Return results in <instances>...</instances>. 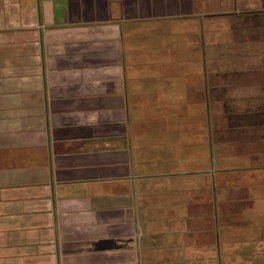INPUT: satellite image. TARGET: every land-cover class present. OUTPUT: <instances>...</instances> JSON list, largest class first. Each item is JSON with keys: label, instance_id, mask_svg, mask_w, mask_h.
I'll return each mask as SVG.
<instances>
[{"label": "crops", "instance_id": "crops-1", "mask_svg": "<svg viewBox=\"0 0 264 264\" xmlns=\"http://www.w3.org/2000/svg\"><path fill=\"white\" fill-rule=\"evenodd\" d=\"M207 4L0 0V264L264 258L222 165L264 162V68L210 57Z\"/></svg>", "mask_w": 264, "mask_h": 264}, {"label": "rangeland", "instance_id": "rangeland-1", "mask_svg": "<svg viewBox=\"0 0 264 264\" xmlns=\"http://www.w3.org/2000/svg\"><path fill=\"white\" fill-rule=\"evenodd\" d=\"M241 2H237L235 5L232 0H208L207 8L210 7L215 9V12L224 13L225 15L214 16L207 19V22L210 27H213V30H210L209 37H220L226 41H229L230 45L226 49H209L210 57L211 56H219L222 60L229 59L230 62L234 59L239 62L240 59L244 60L242 64H238L236 67L244 69V71L254 70V67H263L264 68V15H254L253 11L257 7L256 0H240ZM258 7L260 8L263 4V1L258 0ZM234 5V6H233ZM247 6L251 9V13H247L249 11H244V7ZM236 9V11H234ZM247 10V9H246ZM210 12V13H215ZM218 14V13H217ZM216 15V14H215ZM239 20L241 23H239ZM237 21V23H236ZM237 24V32L230 30V27ZM241 25V28L238 27ZM224 28V31H219ZM234 32V33H233ZM235 33L239 34L241 37L235 35ZM234 46V48H231ZM179 55H181L179 53ZM258 59V61H257ZM235 61V62H236ZM230 64H224L223 66L226 68H231ZM259 151H261L262 155L264 153V145L259 147ZM226 157L223 162V167L225 169V176L228 180H240L242 182L259 181L264 184V172L262 173L261 169H264L263 160L257 162H246L242 158L238 157V154L234 152V148L231 145L226 146ZM239 166V167H237ZM247 166L257 167V170L253 175L245 173L247 170L245 169ZM252 174V173H250ZM260 190L256 193L258 197H253V194H247V192H241V197L231 198L230 200H237L245 198L246 200L251 198V200L264 201V185L259 187ZM249 193V192H248ZM239 195L236 191H234V196ZM253 198V199H252ZM232 206V205H231ZM226 211H232L233 209L226 205ZM232 209V210H231ZM252 221L256 222V229L258 232V236L264 237V215H252ZM250 216V217H251ZM258 244V242H255ZM253 246V243L251 244ZM259 247V246H257ZM251 259L250 262L247 260ZM242 262L239 264H264V258H241Z\"/></svg>", "mask_w": 264, "mask_h": 264}, {"label": "flooded vegetation", "instance_id": "flooded-vegetation-1", "mask_svg": "<svg viewBox=\"0 0 264 264\" xmlns=\"http://www.w3.org/2000/svg\"><path fill=\"white\" fill-rule=\"evenodd\" d=\"M253 14L258 15V16L261 15V14L264 15V6H263V8H261L259 10L253 11Z\"/></svg>", "mask_w": 264, "mask_h": 264}, {"label": "bare ground", "instance_id": "bare-ground-1", "mask_svg": "<svg viewBox=\"0 0 264 264\" xmlns=\"http://www.w3.org/2000/svg\"><path fill=\"white\" fill-rule=\"evenodd\" d=\"M210 137V136H209Z\"/></svg>", "mask_w": 264, "mask_h": 264}]
</instances>
